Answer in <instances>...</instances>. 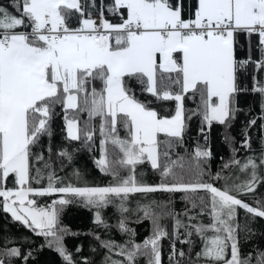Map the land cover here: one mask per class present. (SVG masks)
Returning a JSON list of instances; mask_svg holds the SVG:
<instances>
[{"label":"snow or ice","instance_id":"1","mask_svg":"<svg viewBox=\"0 0 264 264\" xmlns=\"http://www.w3.org/2000/svg\"><path fill=\"white\" fill-rule=\"evenodd\" d=\"M181 5L182 0H100L98 8L96 0L0 4V210L43 237L65 264H77L64 240L80 233L61 222L73 204L93 210V223L106 233L115 227L127 236L118 242L88 233L104 250L100 264H138L140 259L163 264L165 239L168 264H264V249L258 245L241 251L242 241L260 234L252 227L255 218L264 219V200L253 205L241 199L264 184V0H197L187 19ZM96 10L99 22L92 15ZM105 12L119 22H111ZM240 33L249 45L251 36L258 35L255 58L250 51L237 57ZM249 65L251 89L240 76ZM248 91L258 95L260 114L245 123L240 146L230 147L229 158L220 157L213 172L212 126H224L223 140L231 145L235 138L229 129L244 111L237 97ZM142 94L175 102L174 110L164 114ZM186 97L195 107H185ZM57 106L65 142H78L91 153L98 139L93 164L110 177L107 184L88 185L77 168L72 178L59 175L67 164L57 168L51 161ZM82 114L87 119L81 120ZM194 117L199 126L189 150L186 137ZM258 119L257 152L247 129ZM241 148L249 154L239 155ZM79 151L65 146L57 157L71 164ZM145 163L158 183L146 182L138 171ZM155 193L168 198H149ZM136 194L140 199L133 201ZM176 194L185 205L180 211L174 208ZM53 195L58 198L38 203V197ZM110 206L120 216L115 226L102 216ZM238 209L244 210L242 221ZM166 218L173 222L171 233L162 223ZM145 220L151 223L150 234L137 242L130 224ZM0 239V264H28L32 249L13 246L18 245L13 237ZM81 264L93 261L84 257Z\"/></svg>","mask_w":264,"mask_h":264},{"label":"trees","instance_id":"2","mask_svg":"<svg viewBox=\"0 0 264 264\" xmlns=\"http://www.w3.org/2000/svg\"><path fill=\"white\" fill-rule=\"evenodd\" d=\"M197 0H182V15L183 17L189 18V10L191 9L194 11V8L196 6ZM9 0H0V4L8 5ZM97 8L99 7L100 0H96ZM104 3H109V0H104ZM173 3H176V0H173ZM92 15H99V10L93 11ZM105 17L108 18L113 23H118L119 18L113 16L111 13L105 12ZM238 40V47L236 55L238 58H244L249 54V51L251 52V55L253 58H255L257 53V43H258V37L257 35H252L250 38V45H249V38L244 33H240L237 36ZM252 74L253 69L252 66L249 65L247 73H241V82L242 84L248 88L251 89L252 87ZM264 75V74H262ZM133 86L135 87V82H132ZM99 86V85H97ZM137 92L139 93V89L136 88ZM140 98L145 101H151L152 105L157 107L159 111H161L164 114H168V112L174 110V104L175 102L168 101V102H161L156 101L155 98H153L150 95L142 94L140 95ZM238 105L241 109H244L243 112L237 113V118L233 122L232 127L229 129V132L232 137H234V141L231 145L226 144L223 140V136L225 135V128L222 125L214 123L210 132L209 136V144L211 145V149L213 152V158L210 161L211 169L213 172L217 171L218 165L221 163L220 157H224L225 159L229 158L230 155V147H239L240 142L244 138V125L245 123L253 116H258L260 114V108H259V97L257 94H253L250 91L248 92H242L237 97ZM185 107L186 108H193L195 107V104L193 101L186 97L185 99ZM251 109V111H249ZM56 115L52 127L54 129V136L52 138V154H51V161L53 164L58 168L59 163L63 162L67 164V167L64 168L63 171L59 172V175L61 176H67L68 178L71 177V172L73 168H77L81 171L83 174V180L87 182L90 186H96V185H105L109 182L110 177L104 175L101 173L93 164V158L99 156L98 151V139L96 144V151L89 152L87 149H82L80 146V143L78 142H65L63 133L61 132V128L63 127V121L62 116L63 113L61 111V108L57 106L56 108ZM87 119L86 114H82L81 120ZM94 123H98V121H94ZM260 120H257V124L254 127L248 128L247 132L248 135L251 137V144L252 148L255 149L257 152L260 149ZM199 126V117H194L191 121V127L189 132L187 133L186 137V143L189 150L193 148V140L192 137L196 136L197 130ZM121 136L125 135L123 129L120 131ZM98 135V134H97ZM200 142L203 143V137H200ZM42 143H46L45 140L42 141ZM67 146L69 150L72 149H80L79 152L75 153L74 160L71 164H68L67 161L63 160V158L57 157V151ZM39 149H34V151H38ZM181 152H183V149H180ZM249 153H246L244 149H240L239 155L244 156ZM48 153L45 151V157L47 158ZM138 171H143L145 173V181L154 184L158 183L159 177L156 173H154L150 165L145 163V165L140 166L138 168ZM13 177H9V180L7 182V186L11 187ZM42 186H46V180L41 182ZM35 185V183L33 184ZM181 194H176L175 204L174 208L177 211L182 210L185 205L184 203L179 199ZM57 196H45V197H38V203L40 204H48L53 199H56ZM149 198H155L160 200H166L168 198L167 194L165 193H155V194H149ZM133 201L136 199H140V194H136L135 197L132 198ZM241 199L245 200L246 202L255 205V201L257 199L264 200V184H261L255 194H249L247 196H241ZM131 207H134L135 204L133 203L130 205ZM238 217L241 219V221L244 218V210L238 209ZM102 216L113 226L116 225L118 219L120 218L119 213L117 212L116 208L114 206H110L107 209L102 210ZM133 221L135 220V217H132ZM94 211L89 210L88 208H85L83 206H80L78 204L69 205L65 208L61 215V222L62 225H65L70 228L72 232H78L80 235L72 236L67 235L65 236V246L68 248V250L73 254V259L77 261V264H81L82 258L88 257L93 261V264H100L101 258L104 255V250L100 248L99 243L93 238V235H89L88 233H96L101 236V238H114L118 242H123L125 239H127V236L124 234H121L115 227H113L110 232H105V230L101 227H97L94 223ZM162 223L166 226L169 233L172 232L173 228V222L171 219L166 218L162 221ZM132 228L136 230V241L142 242L144 238H146L150 234V228L151 223L150 221H143V222H132L130 224ZM252 227L260 234L256 235L249 241L248 243L241 242V251L242 254L248 252L254 245H258L261 249H264V219L261 218H255V223L252 225ZM183 231V230H181ZM2 237H13L16 241H18V245L13 246H20L22 249H32L33 256L28 261V264H65L62 257H60L59 253H57L53 248H48L46 246L45 240L43 237L37 236L35 233H32L30 230L25 229L23 226H21L18 222H12L10 214H4L2 210H0V238ZM27 237V240H24L23 238ZM0 244H2V239H0ZM41 245H45L44 247H40ZM78 246H82V250L77 253L75 250ZM92 247L97 248V252L93 253L91 251ZM184 247L187 250V246L180 245L177 243V248ZM199 249V244H197L196 249L193 250V254L196 250ZM170 251V245L169 241L167 239L162 241V252H163V264H168L167 260V254ZM14 264H21L19 260L14 261ZM138 264H145V261L143 259H140Z\"/></svg>","mask_w":264,"mask_h":264},{"label":"built area","instance_id":"3","mask_svg":"<svg viewBox=\"0 0 264 264\" xmlns=\"http://www.w3.org/2000/svg\"><path fill=\"white\" fill-rule=\"evenodd\" d=\"M93 18L96 19L97 22H99V19H100L99 15H93ZM186 19H187V18H186ZM254 35H256V34H254ZM257 36H258V35H257Z\"/></svg>","mask_w":264,"mask_h":264},{"label":"rangeland","instance_id":"4","mask_svg":"<svg viewBox=\"0 0 264 264\" xmlns=\"http://www.w3.org/2000/svg\"><path fill=\"white\" fill-rule=\"evenodd\" d=\"M57 198H58V197H57ZM57 198H56V199H57ZM49 203H50V202H49Z\"/></svg>","mask_w":264,"mask_h":264},{"label":"crops","instance_id":"5","mask_svg":"<svg viewBox=\"0 0 264 264\" xmlns=\"http://www.w3.org/2000/svg\"><path fill=\"white\" fill-rule=\"evenodd\" d=\"M258 37V36H257ZM259 39V38H258Z\"/></svg>","mask_w":264,"mask_h":264}]
</instances>
